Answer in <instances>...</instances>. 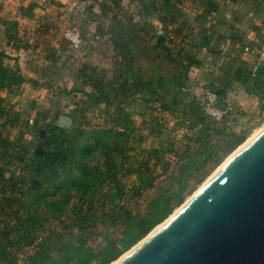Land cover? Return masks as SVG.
<instances>
[{
  "label": "crops",
  "instance_id": "0c3cea01",
  "mask_svg": "<svg viewBox=\"0 0 264 264\" xmlns=\"http://www.w3.org/2000/svg\"><path fill=\"white\" fill-rule=\"evenodd\" d=\"M0 10L3 63L15 64L21 76L0 91V124L11 128L73 118L84 105L76 98L99 107L145 97L142 81H149V108L188 112L179 105L192 103L189 93L210 65L264 40V0H163L150 9L149 0H0ZM67 27L82 32L78 52L67 51ZM119 39L132 48L131 61L117 48ZM213 72L212 85L221 82Z\"/></svg>",
  "mask_w": 264,
  "mask_h": 264
},
{
  "label": "trees",
  "instance_id": "16d2710c",
  "mask_svg": "<svg viewBox=\"0 0 264 264\" xmlns=\"http://www.w3.org/2000/svg\"><path fill=\"white\" fill-rule=\"evenodd\" d=\"M127 38L136 40L133 35ZM115 42L131 61L132 48L124 40ZM4 56L0 49V91L17 85L21 79L4 65ZM263 74L264 66L254 79ZM137 86L149 89V81L137 82ZM2 108L0 94V113ZM208 118L192 120L193 124H203L202 132L193 145H184L177 161L164 160L166 168L174 166L176 170L162 179L155 174L152 160L161 158L160 146L168 141L152 147L148 156L131 132L115 128L104 134L98 131L90 142L74 150L70 160H76V171L63 174L57 170L67 166L70 135L52 132V140L59 145L51 147L52 141L48 140L46 150L37 155L35 176L48 173L40 179L41 184L32 183L18 193L19 178L5 180L0 173L4 186L0 196L4 200L0 202V216H4L0 220V264H110L123 255L165 220L205 178L206 172H201V164L206 162L203 156L215 153L219 144L211 138V132L203 133L211 128L221 132ZM56 129L64 134L66 126L57 125ZM197 142L200 145L195 148ZM169 144L173 151L175 144ZM97 157V162L89 165ZM134 174L137 178L129 182ZM157 183L161 187L141 201L145 189ZM9 184L14 185L11 190L6 189Z\"/></svg>",
  "mask_w": 264,
  "mask_h": 264
},
{
  "label": "rangeland",
  "instance_id": "374dc122",
  "mask_svg": "<svg viewBox=\"0 0 264 264\" xmlns=\"http://www.w3.org/2000/svg\"><path fill=\"white\" fill-rule=\"evenodd\" d=\"M162 1L163 0H154L155 3L153 4V2L149 0V9L153 6L160 7ZM258 43H264L262 37ZM0 46L5 49L3 47L4 39L1 37ZM232 52L234 53V51ZM255 59V56L252 54L239 49L235 51L234 56L224 59L223 63L210 65L209 67H215L216 76L221 82L214 83V85L208 84V78H211L214 74V67L212 71H210V69L205 70L206 72L204 71L202 73L203 78L201 83L198 87L194 86L189 93L192 103L179 105L181 111L186 108L188 112L176 111V113H173L171 110L165 109L158 104L149 108V89H147V91L141 89L142 93H139V95H146L145 97L140 96L138 99H133V95L132 97L127 96L126 101L121 102V104H118V102L113 103V101L111 103L106 102L97 107L95 104L96 102H94L88 107L85 106V103H82V98H76L75 102L79 100V105H84H81V110L71 114L73 116V123L71 126L67 127L63 125L66 126L64 134H62L60 129L53 130L57 125H60L57 119L55 121H46L48 120L46 118V120L44 119L38 124L26 125L20 128H11L0 124V158L4 160V166L0 165L2 170L0 173L4 174L5 180H10V178L13 177L19 178L21 182L16 185L18 193L22 192L25 188H29L32 183L38 186V184H41L40 179L48 173L45 172L40 177L35 176L34 173L38 168L37 155L46 150L48 140L52 141L50 142L51 147H57L59 145L58 141L52 140L53 133H59L60 136L70 135V139H68L67 142L70 147H68L66 151L67 157L65 158V162H68L67 166L66 168L57 170V172L60 171L65 174L70 172V170L76 171V160L75 162H71L70 160V158L74 156V150L90 142L98 131L104 134L105 130L115 128L125 130L127 133L131 132L134 137L133 139L140 141L137 143H140V145L146 149V155L148 156L149 150L152 147L156 145L160 146L163 142L168 141L167 144H164L166 146H160L161 158L156 159L155 157L152 160V165L154 166L156 164L155 174L159 176V179H162L176 170L174 166L166 168L164 160L171 158L177 161L183 153L184 145L186 143L193 145L194 140H196L198 135L202 132L203 124H193L192 120H200L201 122L202 119L208 118L201 107L204 88L206 86H212L217 90H224V95L228 97L231 96L234 99L235 110L226 119L214 122L217 126L216 128L221 132L216 133L211 128L203 133L211 132V138L217 140L219 144L216 147L215 153H206L203 156L206 162L201 164V166H203L201 172H206L205 178L197 185L195 190L186 197L182 204L177 206L165 220L155 226L146 236L138 240V242L129 249L131 250L173 216L227 163V161L233 157V155L264 129V74L257 80L254 79L252 68ZM7 62L9 64L8 60ZM8 67L13 70V72L17 70L15 64H9ZM130 99L133 100L128 102ZM152 114L156 117L154 120H151L153 117ZM177 115L183 118H179ZM187 115L189 118L184 117ZM27 116L29 115L25 114L23 117L21 116L20 119L24 120ZM208 119H210V117ZM153 129L154 132H152ZM169 143L175 144V149L173 151L169 150L172 148ZM199 145L200 143L197 142L194 144V147L196 148ZM119 157H121V155ZM75 158L77 159V157ZM97 160L98 157L90 161L89 165L95 164ZM136 178L134 174L129 182ZM11 181L13 180L11 179ZM160 185L157 183L154 186H148L140 198L141 201L145 200L147 196L154 194ZM3 187V184L0 183V196L2 195ZM13 187L14 185L9 184L6 189L11 190ZM0 202L4 203V200L0 199ZM0 220H4V216H0ZM23 255L24 254L21 255V258ZM123 255L110 264H115ZM20 262L23 263L22 259ZM1 264L6 263L3 262Z\"/></svg>",
  "mask_w": 264,
  "mask_h": 264
},
{
  "label": "water",
  "instance_id": "95a60500",
  "mask_svg": "<svg viewBox=\"0 0 264 264\" xmlns=\"http://www.w3.org/2000/svg\"><path fill=\"white\" fill-rule=\"evenodd\" d=\"M115 264H264V129Z\"/></svg>",
  "mask_w": 264,
  "mask_h": 264
},
{
  "label": "built area",
  "instance_id": "2783aa9c",
  "mask_svg": "<svg viewBox=\"0 0 264 264\" xmlns=\"http://www.w3.org/2000/svg\"><path fill=\"white\" fill-rule=\"evenodd\" d=\"M264 38V26L262 27ZM64 37L68 42V52H78L83 45V35L77 27H67L64 30ZM245 52L255 56L252 74L256 75L258 70L264 66V43L261 45H246ZM201 107L203 112L214 121H222L229 117L235 110L234 99L221 94L216 88L206 86L203 90Z\"/></svg>",
  "mask_w": 264,
  "mask_h": 264
},
{
  "label": "bare ground",
  "instance_id": "6f19581e",
  "mask_svg": "<svg viewBox=\"0 0 264 264\" xmlns=\"http://www.w3.org/2000/svg\"><path fill=\"white\" fill-rule=\"evenodd\" d=\"M252 140V139H251ZM246 144V143H245ZM244 147V146H243ZM234 156V155H233ZM228 162V161H227ZM161 226V225H160ZM159 228V227H158Z\"/></svg>",
  "mask_w": 264,
  "mask_h": 264
}]
</instances>
